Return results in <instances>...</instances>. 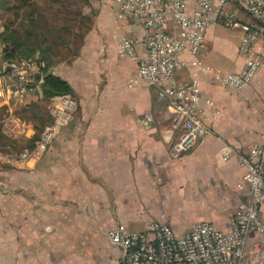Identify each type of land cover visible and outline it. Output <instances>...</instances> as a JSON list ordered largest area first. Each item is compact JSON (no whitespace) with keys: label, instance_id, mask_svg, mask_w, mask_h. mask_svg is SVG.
Here are the masks:
<instances>
[{"label":"crops","instance_id":"1","mask_svg":"<svg viewBox=\"0 0 264 264\" xmlns=\"http://www.w3.org/2000/svg\"><path fill=\"white\" fill-rule=\"evenodd\" d=\"M108 1L78 56L52 68L74 90L79 108L72 121L45 152L22 163L0 157V177L6 178L0 186V264H116L121 250L108 232L120 223L144 230L159 220L184 234L206 220L228 230L239 204L249 199L248 189H239L244 169L238 159L219 164L217 153L223 144L248 150L262 143L264 70L241 90L199 71L203 93L220 113L213 118L208 111L211 133L203 143L173 158L169 150L180 130L168 102L146 82L131 87L138 58L120 55L122 39L140 35L143 26L118 21ZM239 16L249 19L242 11ZM220 23L210 24L198 57L215 69L242 71L244 33L225 36ZM184 58L194 59L189 52ZM191 73L183 69L179 81ZM38 100L44 102L32 103ZM146 115L153 120L145 122ZM255 241L264 242V234L252 233Z\"/></svg>","mask_w":264,"mask_h":264},{"label":"built area","instance_id":"2","mask_svg":"<svg viewBox=\"0 0 264 264\" xmlns=\"http://www.w3.org/2000/svg\"><path fill=\"white\" fill-rule=\"evenodd\" d=\"M110 1L118 21L135 20L143 26L140 35L122 39L120 55L138 58L137 73L129 80L131 87L146 82L157 89L159 99L168 102L174 126L180 130L169 151L173 158H180L211 133L208 111L212 110L213 118L220 113L214 100L204 95L198 72L210 73L218 84L241 90L264 70V0ZM239 11L249 19L240 17ZM216 21L244 33L240 50L246 55V65L242 71L215 69L198 57L206 48L207 30ZM138 47L144 49L143 55L138 54ZM186 52L194 57L192 61L184 58ZM41 67L38 54L28 51L23 58H12L0 50V125L10 142L17 144L0 153L7 163H22L45 152L78 111V101L71 95L51 97L52 122L34 140V121L19 116L14 107L40 98ZM186 68H192L191 77L181 82L178 73ZM152 120L151 115L145 116V122ZM262 137L260 145L248 150L223 144L217 153L219 164L238 159L244 169L239 189H248L249 199L239 204L230 229L202 220L179 234L159 220H152L144 230L120 223L108 232L121 250L116 264H264V242H250L252 233L264 234V134Z\"/></svg>","mask_w":264,"mask_h":264},{"label":"trees","instance_id":"3","mask_svg":"<svg viewBox=\"0 0 264 264\" xmlns=\"http://www.w3.org/2000/svg\"><path fill=\"white\" fill-rule=\"evenodd\" d=\"M15 3L14 6H9L10 0H0V6L3 9L15 8L16 10L24 9L26 12L24 13V20L26 21V30L29 31V34L25 36L21 34L20 31L5 29L4 32L1 33L3 35L2 43L5 44L3 49L6 56H10L12 58H23L28 54V50L32 49L35 51L34 54H38V59L41 62V75L38 76V79L42 77V82L40 83V87L43 91V100H49L53 96L69 94L73 98L76 99L75 93L69 82L62 77L53 73V66L59 62L57 60L56 51L54 47L49 42V37L53 38L57 43H59L58 38H63V35L68 32V25H58L51 24L48 21L43 24L44 15L41 12V9L34 3L32 0H13ZM53 3H58L59 7L57 8L59 13L62 12V8L60 3L65 0H50ZM82 21V20H81ZM43 26L46 28L44 32H42ZM92 26V24H91ZM91 26L87 28L85 31V35L90 30ZM78 35L83 36L84 32L81 34L79 30H75ZM85 35L83 36V40L80 46L77 49V52L73 54V58L78 56L79 50L83 44ZM30 38H36L34 41H38L39 44H35L34 41H31ZM66 43V42H62ZM67 45V44H66ZM38 52V53H36ZM42 100H38V102H33L29 104L30 109H34L40 107ZM47 109V108H46ZM37 113V112H36ZM47 117L43 116V113H38L40 115L35 114V119H37L36 124V136L35 139H38L43 129L52 122V115L50 114L49 108L46 111ZM45 117V118H44ZM14 145V148H17L16 143H11L7 134H5L2 130V126L0 125V146H2L3 151L8 150V146Z\"/></svg>","mask_w":264,"mask_h":264},{"label":"rangeland","instance_id":"4","mask_svg":"<svg viewBox=\"0 0 264 264\" xmlns=\"http://www.w3.org/2000/svg\"><path fill=\"white\" fill-rule=\"evenodd\" d=\"M16 2L17 1L14 2L13 0H10L9 6H14ZM32 2H34L41 9L42 14L44 15L42 21L43 24L48 21L51 24H66L68 27H70L68 28V32L63 35V38H58L59 43H57V41H55L53 38L49 37V42L54 47L57 60L59 62L72 60L73 54L77 52V49L83 40L85 31L89 26H91V24L94 23L95 17L99 10H101L103 7L110 6L108 0H65L64 3H60L63 13H59L57 10L59 7L58 3L55 4L50 0H32ZM25 12L26 11L23 8L20 10H16L14 7L3 9L0 6V50L4 49L5 47V44L2 43L3 35H1V33L4 32L6 28L9 30L17 29V31H20L24 36L29 34V31L26 30L27 23L24 20ZM220 26V33L225 36L233 33V30H237L227 28L223 24ZM45 30L46 28L43 26L41 31L44 32ZM75 30H79L81 34L84 32V35H78ZM29 39L31 41L36 40V38L33 39L30 37ZM34 42L35 44H39L38 41ZM28 51L34 54L37 49L34 51L32 48ZM47 104L48 103L44 100V102H41L40 107L34 109H30V105H15L14 109L19 116L33 120L36 125L38 121L35 119V114L40 115L38 113L41 112L43 113V116L47 117ZM0 147V151L2 152L4 148H2V146ZM2 169L3 168L1 166L0 172ZM5 179V177H0V186H5L3 184Z\"/></svg>","mask_w":264,"mask_h":264},{"label":"water","instance_id":"5","mask_svg":"<svg viewBox=\"0 0 264 264\" xmlns=\"http://www.w3.org/2000/svg\"><path fill=\"white\" fill-rule=\"evenodd\" d=\"M39 97H40L41 99H43V97H44V95H43V91H42V88H41V87H39Z\"/></svg>","mask_w":264,"mask_h":264},{"label":"bare ground","instance_id":"6","mask_svg":"<svg viewBox=\"0 0 264 264\" xmlns=\"http://www.w3.org/2000/svg\"><path fill=\"white\" fill-rule=\"evenodd\" d=\"M247 191V190H246Z\"/></svg>","mask_w":264,"mask_h":264}]
</instances>
